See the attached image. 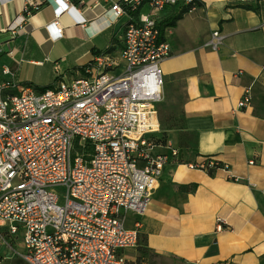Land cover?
<instances>
[{
  "label": "built area",
  "instance_id": "obj_1",
  "mask_svg": "<svg viewBox=\"0 0 264 264\" xmlns=\"http://www.w3.org/2000/svg\"><path fill=\"white\" fill-rule=\"evenodd\" d=\"M200 1L111 0L106 14L113 22L127 18L118 54L109 47L73 80L55 63L54 83L42 92L24 87L12 93L0 84V233L21 244V252L9 249L25 264H143L128 255L137 248L140 224L127 228V217L143 215L164 168L182 164L170 143L165 153L155 152L160 64L171 56L160 25L170 11L191 13ZM83 4L24 0L9 30L44 5L59 16ZM223 40L215 31L205 46L215 51ZM251 101L248 90L238 109ZM184 165L229 170L210 158ZM226 226L216 220V231Z\"/></svg>",
  "mask_w": 264,
  "mask_h": 264
},
{
  "label": "crops",
  "instance_id": "obj_2",
  "mask_svg": "<svg viewBox=\"0 0 264 264\" xmlns=\"http://www.w3.org/2000/svg\"><path fill=\"white\" fill-rule=\"evenodd\" d=\"M23 3L0 1V84L12 93L50 88L55 63L67 80L82 78L79 69L95 56L122 48L127 18L113 22L106 14L111 0H84L59 16L44 5L11 31ZM178 14L170 11L166 18ZM215 31L224 40L214 51L205 44ZM164 38L171 56L160 64L162 102L170 111L178 107L177 124L195 136V153L180 149L182 130L167 131L182 164L164 168L146 212L137 218L139 240L169 264H264V0H201L164 29ZM248 90L250 105L238 109ZM165 151L163 145L155 149ZM208 158L229 170L209 175L184 165ZM191 185L192 192L180 189ZM218 218L227 222L219 232ZM10 245L22 251L18 241L0 233V264H25Z\"/></svg>",
  "mask_w": 264,
  "mask_h": 264
},
{
  "label": "trees",
  "instance_id": "obj_3",
  "mask_svg": "<svg viewBox=\"0 0 264 264\" xmlns=\"http://www.w3.org/2000/svg\"><path fill=\"white\" fill-rule=\"evenodd\" d=\"M245 9H252V7L249 6H244ZM183 15V13L178 14L177 16H175L174 18L171 19H167L165 20V22H163L160 25V30L161 33L163 34V31L165 28L168 27H173L176 23V21H178L181 16ZM91 64V63H90ZM90 64L84 66L83 68L79 69V72L82 74V76H85V69L88 68L90 66ZM49 89V88H48ZM46 89L40 90L45 91ZM159 116V115H158ZM165 125L167 126H162L161 129V124H160V118H159V124H160V133L158 135L155 136V143L157 145H165L167 143V131L172 130V129H180L182 130V132H180V149H182L183 151L185 150H190L191 154L195 153V144H196V138L193 135H187V132H185L184 130V126L181 128L179 127V125L177 123H173L170 119L166 118L165 119ZM184 130V131H183ZM161 136V137H160ZM181 161V160H180ZM209 175H213L214 171H209L207 172ZM181 190H189V191H194L195 190V186L191 185L189 187L187 186H182L180 187ZM137 260L142 263L144 261L149 262L147 257L149 256L150 258H153L154 260H156L157 258L159 259L160 256L156 255V254H152L147 248L146 246L143 244V242H141L139 240V236H138V245H137ZM150 263V262H149Z\"/></svg>",
  "mask_w": 264,
  "mask_h": 264
},
{
  "label": "rangeland",
  "instance_id": "obj_4",
  "mask_svg": "<svg viewBox=\"0 0 264 264\" xmlns=\"http://www.w3.org/2000/svg\"><path fill=\"white\" fill-rule=\"evenodd\" d=\"M168 106L169 105H168L167 102H161L158 105V115H159V118H160L161 129H162V126H167V125L164 124L166 122L165 121L166 118L170 119L173 123H177V121L180 120L178 107L175 106V108L170 111V110H168L169 109ZM132 215L129 214L128 217H127V220H126V227L127 228H133V223L136 222V221H138L137 218H139V216H134V215L132 216ZM133 217H135L134 218V222H133V219H132ZM137 250L138 249L136 248L134 251L128 252V255L131 256V257H133V258H135V260L137 261V263H140L137 260V252H138ZM147 259L150 262V264H169L170 263V260H168V259L161 260V259H158L157 258L156 260H154L153 258H150L149 256L147 257ZM142 263H144V261Z\"/></svg>",
  "mask_w": 264,
  "mask_h": 264
}]
</instances>
